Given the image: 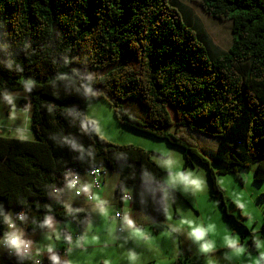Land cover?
Returning <instances> with one entry per match:
<instances>
[{
    "label": "trees",
    "instance_id": "obj_1",
    "mask_svg": "<svg viewBox=\"0 0 264 264\" xmlns=\"http://www.w3.org/2000/svg\"><path fill=\"white\" fill-rule=\"evenodd\" d=\"M188 1L215 19L231 21L226 50L214 46L180 0H0V40L12 42L22 69L0 68V95L25 92L34 136H0V204L23 208L30 217L27 231L45 230L40 226L45 215L83 230L90 213L65 209L51 188L61 183L67 166L83 172L99 164L117 174L120 205L128 186L131 208L150 218L153 232L165 228V200L158 203L149 192L164 183L154 153L100 136L86 115L92 99L106 101L120 124L180 148L182 169L193 168V159L205 165L210 196L218 199L227 219L243 226L227 209L210 165H221L219 173H232L240 183L239 168H253V180H264V0ZM26 43L30 47L24 50ZM73 68L91 75L105 70L93 76L94 97L77 91L81 77L76 73L73 80L57 79ZM29 79L30 91L23 87ZM129 98L146 108L143 119L124 109ZM171 126L215 138L210 161L189 134L170 132ZM61 136L74 138L84 151L59 143ZM261 226L264 230V219ZM248 243L255 251L251 237ZM0 264L18 260L2 253ZM23 264H34L31 256Z\"/></svg>",
    "mask_w": 264,
    "mask_h": 264
},
{
    "label": "rangeland",
    "instance_id": "obj_2",
    "mask_svg": "<svg viewBox=\"0 0 264 264\" xmlns=\"http://www.w3.org/2000/svg\"><path fill=\"white\" fill-rule=\"evenodd\" d=\"M180 3L181 7L185 5L191 9L194 18L200 21L204 33L215 47L221 50L229 47L232 39L231 21L215 19L188 0H180ZM195 33L197 34L196 31ZM104 71H97L92 76ZM19 92L8 93L13 103L17 101ZM1 96L0 136L34 140L27 112L22 108L21 111L12 108L9 115H6L4 107L7 103L3 100L7 98L3 99ZM86 105L87 116L94 120L97 133L106 140L115 144H133L147 150L152 149V158L157 163L170 158L176 162L171 171L182 168L180 148L120 124L111 107L102 99L88 100ZM123 107L136 117L141 115L142 110H146L132 98L124 100ZM203 137L204 142L201 140ZM201 138L192 137L200 154L210 161L217 140L205 135ZM193 162L195 166L187 169L203 178V187L190 193L176 191L174 197L168 196L165 200V228L160 232H153L150 218L132 209L128 200H123L121 205L118 203L115 193L117 174L108 171L103 186L93 192L94 199L91 202L80 200L67 188L58 196L62 198L60 200L66 209H83L90 213L87 226L80 230L71 221L54 220L60 239H56L50 229L27 231V235L34 241L33 253L40 249L39 254L49 256L46 248L51 244L56 252L66 249L64 261L69 264H264V230L261 226L264 219V180H253V168H239L238 174L243 181L240 183L232 173H219L221 165H210L215 171L217 183L224 189L227 209L243 225L236 226L233 219L226 218L218 199L210 196L207 167L195 159ZM161 169V179L165 182L168 170ZM130 190V187L125 186L123 193L128 194ZM232 205L240 207V210ZM115 213H120L121 217L115 218ZM126 217L131 218L134 224L129 225ZM185 219L193 220L206 228L211 225L205 237L213 244L211 250L202 253L198 243L185 235L189 230L187 225L181 224V220ZM173 227L177 229L176 232L172 231ZM64 233L72 235L71 244L64 239ZM250 237L255 242V251L249 248ZM132 254L135 255L134 260L130 258Z\"/></svg>",
    "mask_w": 264,
    "mask_h": 264
},
{
    "label": "clouds",
    "instance_id": "obj_3",
    "mask_svg": "<svg viewBox=\"0 0 264 264\" xmlns=\"http://www.w3.org/2000/svg\"><path fill=\"white\" fill-rule=\"evenodd\" d=\"M29 47L30 45L27 43L23 45L24 50ZM16 56L17 50L13 47L12 42L7 38L0 40V68L14 72L22 71L20 64L16 62ZM64 62L68 64L70 60L66 58ZM72 73H76L77 76L81 77L77 91L81 92L86 98L94 97L96 95L93 86L94 78L90 73H84L78 71L77 68H73L69 73H60L57 79L59 81L73 80ZM31 85L32 81L30 79L23 81L25 90L30 91ZM69 114H73V111H70ZM79 121L81 127H86L81 118ZM53 139H56V137H53ZM58 142L70 146L71 149L78 150L79 153L84 151L81 145L72 137L61 136ZM87 154L91 156L92 153L89 151ZM175 163L176 162L170 158L158 162L161 168L168 170L166 173V181L162 185H154L149 189L150 194L158 197V203L162 200H166L169 195L174 197L176 191L190 193L195 190H200L203 187V178L197 175L193 170L177 168L176 171H171ZM66 176L71 177L68 179L67 183L75 188L79 183V177L71 173H66ZM77 191H79V189H77ZM126 219L129 225L134 224L131 218L126 217ZM29 220V214L23 208H21L20 211H16L13 208H8L0 204V246L8 250L9 254L16 256L18 264H23L26 258L34 254L32 251L34 241L27 235V230L23 227ZM181 224L189 227L185 235L193 242L198 243V248L202 253H206L213 248L212 242L205 239L211 225L206 228L193 220L187 219L181 220ZM40 226L50 229L55 238L60 239V233L55 227L54 217L52 215H45L40 222ZM172 231L176 232L177 229L173 227ZM64 239L69 244L73 241L71 234L65 235ZM46 251L50 253L48 257L50 264H62L60 255L54 250L51 244L47 246ZM39 252L40 249H36L35 254L38 255ZM130 258L134 260L135 255L132 254ZM36 264H39V261H37ZM64 264H69V262H64Z\"/></svg>",
    "mask_w": 264,
    "mask_h": 264
},
{
    "label": "built area",
    "instance_id": "obj_4",
    "mask_svg": "<svg viewBox=\"0 0 264 264\" xmlns=\"http://www.w3.org/2000/svg\"><path fill=\"white\" fill-rule=\"evenodd\" d=\"M66 173H71L79 177V183L76 185L75 188L70 186L67 181L70 179V176H66ZM108 174V170L104 165H96L92 166L91 168L80 172L77 167L75 166H67L65 168V174L63 176V179L59 185L55 184L51 188V195L58 197V194L63 191L64 189L70 190L73 195L80 200H83L85 202H91L94 199L93 192L96 190H99L104 183V179L106 175ZM79 189V191H77ZM124 200H129L130 195L129 194H123ZM20 211V210H19ZM115 218H120V213H115ZM25 228V224L23 225ZM121 230V228H119ZM7 253L9 254L8 250L4 249L2 246H0V254ZM61 257V262L64 264V257H65V250L61 249L57 252ZM48 255L44 254H38L35 253L31 256L32 261L34 264H36L37 261H39V264H50V261L48 259Z\"/></svg>",
    "mask_w": 264,
    "mask_h": 264
},
{
    "label": "crops",
    "instance_id": "obj_5",
    "mask_svg": "<svg viewBox=\"0 0 264 264\" xmlns=\"http://www.w3.org/2000/svg\"><path fill=\"white\" fill-rule=\"evenodd\" d=\"M10 92H17V91H8V92H6L5 93V96H1L3 99H4V97H6L7 99H4L3 101L5 102V103H7L6 105H5V107H4V111H5V113H6V115L8 114L9 115V113H10V110L12 109V108H14L15 110H17V111H21V108L22 109H24V111H26L27 112V115H28V124H29V115H30V106H31V104H30V100H29V98L27 97V95L25 94V92L24 91H20L19 93V96L18 97H16L17 98V101L15 102V103H13L12 101H11V98H10V94L8 95V93H10ZM23 93V94H22ZM20 100H24L25 101V105H20ZM87 106V105H86ZM86 112H87V109H86ZM145 114H146V110H142L141 111V115L138 117V118H140V119H143L144 117H145ZM86 115H87V113H86ZM88 117V116H87ZM89 118V117H88ZM30 130V129H29ZM167 130L168 131H170V132H176V133H185V134H189L191 137H193V139H196V138H201V136H202V134H200V133H198V132H195V131H192V130H189V129H187L186 127H179V128H175L174 126H171V127H169V128H167ZM30 132H31V130H30ZM31 134L33 135V133L31 132ZM1 135V134H0ZM2 136H4V135H2ZM12 138H18V137H12ZM201 140H203V142H204V137L203 138H201ZM217 146V145H216ZM143 148V147H142ZM152 150V149H151ZM213 154V153H212ZM212 156V155H211ZM211 156H210V158H211ZM206 158V157H205ZM207 159V158H206ZM156 162V161H155ZM157 163V162H156ZM157 165L159 166V164L157 163ZM160 167V166H159ZM161 168V167H160ZM105 180V179H104ZM117 184V183H116ZM115 188H116V186H115ZM130 194V193H129ZM60 199H62L61 197H60ZM83 201V200H82ZM61 202H62V200H61ZM63 203V202H62ZM123 203V201L121 202V204ZM129 204H130V202H129ZM63 205H64V203H63ZM130 206H131V204H130ZM66 209V208H65ZM77 210H83V209H77Z\"/></svg>",
    "mask_w": 264,
    "mask_h": 264
}]
</instances>
